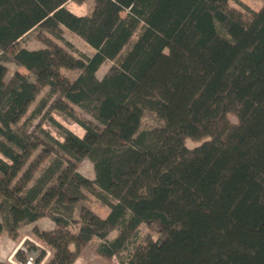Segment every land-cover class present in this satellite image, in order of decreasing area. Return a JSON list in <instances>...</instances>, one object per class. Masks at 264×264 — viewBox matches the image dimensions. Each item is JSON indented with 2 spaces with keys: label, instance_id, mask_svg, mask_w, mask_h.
<instances>
[{
  "label": "trees",
  "instance_id": "obj_1",
  "mask_svg": "<svg viewBox=\"0 0 264 264\" xmlns=\"http://www.w3.org/2000/svg\"><path fill=\"white\" fill-rule=\"evenodd\" d=\"M67 1L0 0V234L14 238L22 222L47 216L54 227L33 228L51 250L43 264H72L92 238L110 260L139 224L156 223L158 236L120 264H264V0L256 10L241 0H91L86 14ZM33 29L46 33L44 45H21ZM4 60L27 73L5 79ZM144 109L162 124L142 129ZM42 116L62 140L32 125ZM84 157L92 179L76 169ZM81 188L108 211L80 206L72 228ZM14 257L24 259L19 250Z\"/></svg>",
  "mask_w": 264,
  "mask_h": 264
},
{
  "label": "rangeland",
  "instance_id": "obj_2",
  "mask_svg": "<svg viewBox=\"0 0 264 264\" xmlns=\"http://www.w3.org/2000/svg\"><path fill=\"white\" fill-rule=\"evenodd\" d=\"M244 3H246L249 7L252 9H257L263 0H241ZM231 6L238 7L234 2H229ZM92 5L91 0H85L81 4H77L73 0H68L66 2V7L70 9L72 12L76 14H86L90 11ZM121 16H124L126 14V10H123L121 13ZM42 34V33H41ZM37 33L36 29L31 30L26 34L24 39L21 40V45H24L28 48H34L38 46H43V34H46L43 32L41 35ZM62 35L65 39L70 41L78 50L90 55L93 52V49L87 45L80 37L75 35L74 33L70 32L67 29H63ZM59 43V41H57ZM60 44V43H59ZM4 65L6 66V73H5V79L8 78L11 73L14 70H18L24 74L27 73V71L15 65L10 60H4ZM110 62L105 61L96 71V76L98 78H101L104 72L106 71L107 67L109 66ZM61 72L70 77L73 78L76 74V70H70V69H61ZM41 96V93L36 97V100ZM32 107V106H31ZM51 116L61 123L63 126L71 130L73 133H75L78 136L83 135V128L77 124L76 122H73L70 120L67 116L64 114L51 111ZM79 117H85L88 119H91L90 115L83 113L81 111H78ZM226 118L230 121H236V117L232 114H227ZM38 122L44 129L48 130L55 138L62 140L61 132L50 123V121L42 116L39 118H36L32 125ZM161 121L154 115L153 112L144 109L141 115V123L140 127L142 129H153L156 127H159L161 125ZM32 129V126L30 127V130ZM207 138V136H202L199 138H186L185 139V145L188 147L195 146L199 144L202 140ZM40 148H38L36 151H34L31 158H33L39 151ZM53 157V154L48 155L43 161L39 163L37 166L34 175L36 176L42 168L50 161V159ZM77 171L82 174L83 176L92 179L93 178V167L92 162L87 157H84L81 159V161L77 165ZM98 191V189H97ZM100 192V191H98ZM80 206H85L89 208L91 211L96 213L99 216H105L108 208L105 204L101 202L89 189L81 188V197L74 205L73 213L69 218L70 220V226L73 228L75 227L74 221L78 220L79 218V208ZM54 222L47 216L40 217L32 222H22L17 229V235L12 238L10 237L7 232H2L0 234V261L7 262L9 264H15V262L19 261L14 257V253L16 250H19L21 252V255L25 258L28 255H32L34 259L39 255L40 251L44 252V256L41 259V261L38 264H43L45 260L48 258V256L51 254L50 248L39 238L37 237L34 232L33 228L37 227L38 229H50L54 227ZM116 233V229L111 230L107 237L112 238ZM158 225L156 223H152L150 225H147L145 223H141L138 226L137 234L131 241H129L125 248L119 253V255L112 256L110 260H107L103 257H101L97 251H96V245L99 242V239L92 238L87 244L81 246L79 253L75 257L72 264H120L121 260H124L129 253V251L133 248V246L136 243L142 242L146 239H154L158 236Z\"/></svg>",
  "mask_w": 264,
  "mask_h": 264
},
{
  "label": "built area",
  "instance_id": "obj_3",
  "mask_svg": "<svg viewBox=\"0 0 264 264\" xmlns=\"http://www.w3.org/2000/svg\"><path fill=\"white\" fill-rule=\"evenodd\" d=\"M15 264H35L34 257L32 255H28L23 260L15 262Z\"/></svg>",
  "mask_w": 264,
  "mask_h": 264
},
{
  "label": "crops",
  "instance_id": "obj_4",
  "mask_svg": "<svg viewBox=\"0 0 264 264\" xmlns=\"http://www.w3.org/2000/svg\"><path fill=\"white\" fill-rule=\"evenodd\" d=\"M65 6H66V3H65ZM256 10V9H255ZM38 47H41V46H38ZM38 47H34V48H38Z\"/></svg>",
  "mask_w": 264,
  "mask_h": 264
},
{
  "label": "bare ground",
  "instance_id": "obj_5",
  "mask_svg": "<svg viewBox=\"0 0 264 264\" xmlns=\"http://www.w3.org/2000/svg\"><path fill=\"white\" fill-rule=\"evenodd\" d=\"M35 260V259H34Z\"/></svg>",
  "mask_w": 264,
  "mask_h": 264
}]
</instances>
